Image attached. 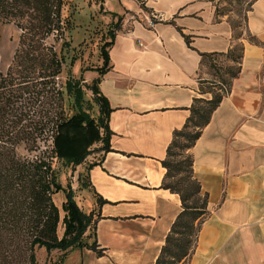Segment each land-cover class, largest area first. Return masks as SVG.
Listing matches in <instances>:
<instances>
[{
    "label": "crops",
    "instance_id": "obj_1",
    "mask_svg": "<svg viewBox=\"0 0 264 264\" xmlns=\"http://www.w3.org/2000/svg\"><path fill=\"white\" fill-rule=\"evenodd\" d=\"M221 3L123 0L121 26L106 47L109 68L99 75L100 55L84 77L100 76L111 108L110 149L88 169L87 188L104 254L77 248L85 260L75 264H154L182 208L179 193L163 185L161 160L193 98L210 96L199 91L209 76L201 52L237 42L240 71L189 148L208 212L184 263L264 264V0H250L239 36L229 14L215 12ZM94 191L105 201L98 205Z\"/></svg>",
    "mask_w": 264,
    "mask_h": 264
},
{
    "label": "trees",
    "instance_id": "obj_2",
    "mask_svg": "<svg viewBox=\"0 0 264 264\" xmlns=\"http://www.w3.org/2000/svg\"><path fill=\"white\" fill-rule=\"evenodd\" d=\"M74 1L0 0V24L14 23L20 30L12 62L6 71L0 69V264H38V247L61 250L55 264L62 263L73 248H88L97 256L104 254L95 235L97 210L94 207L84 211L76 202L73 189L61 188L52 164L53 158L80 163L93 142L101 141L102 151L110 149L107 119L111 108L98 88L100 76L86 82L83 77L68 74L58 82L65 64L63 47L68 42L65 36ZM219 8L215 10L217 15L227 13ZM121 21L118 15L101 36L102 63L95 67L99 75L109 68L106 47L113 43ZM236 27L233 24V29ZM181 34L189 44L190 37ZM48 37L60 39L59 50L48 42ZM242 49V43L237 42L226 51L201 52V62L209 76L199 79V91L210 96L193 98L189 115L181 127L174 129L161 160L166 169L163 185L179 193L182 208L154 264H183L208 212V194L201 191L193 175L189 148L229 92L232 79L240 71ZM85 89L91 90L94 100L98 95L103 100L97 116L82 108ZM65 94L73 97L78 112L65 113ZM40 140L50 143L42 148ZM101 158L87 166V187L88 169ZM58 190L65 193L60 207L53 199ZM94 195L98 205L105 201L95 191ZM60 221L61 236L57 234Z\"/></svg>",
    "mask_w": 264,
    "mask_h": 264
},
{
    "label": "rangeland",
    "instance_id": "obj_3",
    "mask_svg": "<svg viewBox=\"0 0 264 264\" xmlns=\"http://www.w3.org/2000/svg\"><path fill=\"white\" fill-rule=\"evenodd\" d=\"M221 2L219 10L227 12L229 19H231V24L237 25L234 29V35L241 34L247 10L250 8V0H221ZM124 6L123 0L74 1L70 26L65 36L68 42L63 47L65 64L61 75H59L58 82L64 81L68 74L83 78L91 75L90 69L87 67H89L88 64L95 63L94 61L100 56L99 43L102 42L101 35L106 34L109 24L112 21H116L118 15H123ZM19 34L20 30L14 23L0 24V69L2 71H6L12 62L14 52L18 46ZM47 40L54 43L57 50L60 49V39L48 37ZM101 102L103 100L99 95L98 99L94 100L91 90L85 89L84 101L82 102L83 109L89 111L91 115L97 116L98 106ZM64 107L67 115L74 114L79 109L73 97L68 94H65ZM39 143L42 148H45L50 143V140L47 142L40 140ZM101 144V141L93 142L90 145L89 153L84 156L80 163H68L65 159L60 158H53L52 160L56 181H58L61 188L71 187L73 189L75 200L84 211H87L91 204L90 193L84 183L87 166L101 154ZM53 199L60 207L65 200L64 191H56ZM62 215L63 211L61 210L60 216L62 217ZM62 232L63 222L60 221L57 234L61 236ZM68 253V255H65L67 258L64 264H75L77 260H85V255L80 254L77 248L68 251ZM61 254L62 251L59 249L50 251H47L44 247L36 249L38 264H55Z\"/></svg>",
    "mask_w": 264,
    "mask_h": 264
}]
</instances>
